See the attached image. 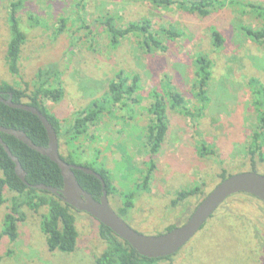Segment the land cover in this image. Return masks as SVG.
Instances as JSON below:
<instances>
[{
	"label": "rangeland",
	"instance_id": "rangeland-1",
	"mask_svg": "<svg viewBox=\"0 0 264 264\" xmlns=\"http://www.w3.org/2000/svg\"><path fill=\"white\" fill-rule=\"evenodd\" d=\"M174 1L165 7L149 0H0V83L27 95L37 86L39 70L49 65L58 68L61 98L45 104L60 123L59 153L108 172L114 190L108 200L114 211L127 193H134L133 208L122 219L144 235H159L169 226L183 224L220 182L223 171L227 175L252 171L248 150L261 108L256 106L250 81L264 87V41L252 39L242 29L264 28L258 9H264V0H221L223 6L205 17L180 8L182 0ZM14 2L20 3L17 17L26 35L18 73H12L6 61L8 17ZM105 17L118 27L148 20L149 30L165 49L149 48L141 35H129L112 46L102 23ZM163 29L179 35L170 38ZM214 31L222 37L221 46L213 44ZM199 54L212 64L209 102L199 115L191 116L171 108L167 90L179 93L186 108L200 107L195 88ZM118 73L136 75V90L120 103L108 104L87 124L84 134L75 139L66 136L80 113L93 102H105ZM153 92L161 95L167 120L155 154L147 141L154 121ZM201 143L214 153L204 154ZM261 152L263 160L254 157V171L264 175V141ZM147 171L148 189L140 191L137 186ZM192 190H197L195 195L172 204L179 193ZM4 196L0 232L12 193L5 190ZM44 212L46 208L39 213L23 208L17 238H0V264H95L105 247L98 221L74 212L77 248L62 253L46 244L40 230ZM159 264H264V205L244 193L230 196L187 244Z\"/></svg>",
	"mask_w": 264,
	"mask_h": 264
},
{
	"label": "trees",
	"instance_id": "trees-1",
	"mask_svg": "<svg viewBox=\"0 0 264 264\" xmlns=\"http://www.w3.org/2000/svg\"><path fill=\"white\" fill-rule=\"evenodd\" d=\"M85 1V0H80ZM155 5L170 6L175 3L174 0H149ZM19 2L10 4V14L8 17L9 40L6 49V61L9 70L12 73H18V58L21 52L22 45L25 41L26 35L20 27V22L17 17V9ZM180 8L188 10L192 13H197L200 16H207L210 10L217 7H222L221 0H190L178 2ZM261 9V14L264 17V9ZM32 18V16H30ZM33 19V18H32ZM107 35L112 46H117L119 42L129 35L144 36V42L149 48L164 50L161 43L154 38L149 30L151 24L148 20L141 23H129L125 27H118L111 17H105L102 21ZM243 31L252 39L256 41H264V28L253 30L243 27ZM170 38H175L179 34L174 30H162ZM213 44L221 46L222 37L219 32H212ZM196 64V97L200 103L197 110L186 108V103L183 97L176 91L169 88L167 94L170 100L171 108L183 109L191 116L199 115L200 112L207 106L209 102L208 97V82L211 77V61L207 56L199 54L195 58ZM59 70L55 65H49L37 72L36 87L29 94L12 87L6 83H0V94L3 99L11 98L14 103H24L29 106L36 107L53 126L54 131L59 138L62 131L58 119L49 112L45 104V100L57 102L60 100L62 91L58 85ZM137 76L132 78L118 73L115 80L108 86V97H106L103 104L98 101L93 102L92 106L86 111L80 113L75 119L72 126L65 132L66 136L72 139L85 133L88 123L94 122L97 115L104 111L108 104L114 105L122 101L125 96L130 95L136 90ZM129 85L127 82L131 81ZM253 85V94L256 97V106L261 108L257 115V128L252 135V145L248 153L250 155V162L252 171H254V157L257 156L259 160H263L262 145L264 141V87L261 86L256 80H251ZM153 103L150 111L154 117L152 126L148 128L147 141L150 146L151 154L158 152L164 136L167 131V120L165 114V103L161 95L157 92L152 93ZM26 98V101H24ZM83 115V116H82ZM0 126L5 128H12L15 130L23 131L27 137L36 145L46 147L48 144V137L46 130L39 121V119L26 111L13 109L0 102ZM0 137L8 146L11 153L17 157L23 170L25 171L24 184L15 174V165L4 152L0 146V171L2 177L0 178V206L5 203V190L12 193L10 207L4 216L3 227L0 232V238L6 237L8 240L14 241L17 238V223L24 220L23 208L26 207L34 213H39L42 208H46V212L41 214L40 230L45 236L46 244L50 250H57L62 253H72L77 248L78 232L76 228V219L74 212H79L65 204L57 196L42 190L32 188V185L43 184L56 189H61L63 180L59 168L55 163L50 161L49 158L29 148L23 142L19 141L11 135L0 133ZM201 149L204 154L214 153L212 149L204 148L201 143ZM60 157L68 163L76 164L84 167L91 168L99 175L105 182V190L107 196L113 194L111 180L108 172L105 169L95 168L92 164H78L73 161L72 154L67 157ZM150 167H153L151 164ZM150 171V170H149ZM149 171L143 176L142 182L137 186L140 191H146L149 182ZM79 185L87 191L95 200H99L102 195L101 182L92 175L85 174L80 170H73ZM226 172L220 174V181L229 176ZM232 175V174H231ZM197 190L189 192H181L178 194L176 201L172 204L176 205L179 200H183L190 195H195ZM249 195V194H247ZM251 196V195H250ZM253 197V196H252ZM254 198V197H253ZM256 199V198H255ZM258 200V199H257ZM259 201V200H258ZM260 202V201H259ZM262 203V202H261ZM263 204V203H262ZM134 205V193L130 192L125 195L123 205L115 212L121 218L126 216ZM264 205V204H263ZM213 216V215H212ZM212 216L210 218H212ZM98 234L100 239L104 242L105 247L103 252L96 258L95 264H159L160 260H168L171 258L149 259L140 256L129 244L119 239L108 227L99 223ZM169 226L166 231L174 228Z\"/></svg>",
	"mask_w": 264,
	"mask_h": 264
},
{
	"label": "water",
	"instance_id": "water-1",
	"mask_svg": "<svg viewBox=\"0 0 264 264\" xmlns=\"http://www.w3.org/2000/svg\"><path fill=\"white\" fill-rule=\"evenodd\" d=\"M0 102L13 109H19L35 115L48 137L46 147L36 146L21 130L0 126V133L11 135L29 148L46 156L60 170L63 186L56 189L43 184L32 185L37 190L49 192L60 198L65 204L79 212L90 215L99 223L108 227L119 239L130 245L140 256L159 259L176 254L204 226L218 207L230 196L238 193L249 194L264 204V175L248 171L232 174L221 180L196 206L190 217L181 225L159 235H144L131 228L111 208L101 175L91 168L65 162L59 155V143L56 132L48 119L36 108L24 103H14L11 98L5 100L0 95ZM0 146L15 165V174L24 183L25 171L19 160L0 137ZM73 170H80L97 178L101 182L102 195L95 200L78 183Z\"/></svg>",
	"mask_w": 264,
	"mask_h": 264
},
{
	"label": "flooded vegetation",
	"instance_id": "flooded-vegetation-1",
	"mask_svg": "<svg viewBox=\"0 0 264 264\" xmlns=\"http://www.w3.org/2000/svg\"><path fill=\"white\" fill-rule=\"evenodd\" d=\"M1 95V94H0Z\"/></svg>",
	"mask_w": 264,
	"mask_h": 264
}]
</instances>
